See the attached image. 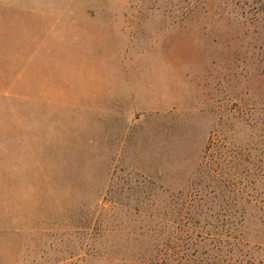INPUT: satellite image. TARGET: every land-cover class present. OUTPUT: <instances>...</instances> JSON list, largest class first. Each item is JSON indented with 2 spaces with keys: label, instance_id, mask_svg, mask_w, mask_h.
Here are the masks:
<instances>
[{
  "label": "rangeland",
  "instance_id": "rangeland-1",
  "mask_svg": "<svg viewBox=\"0 0 264 264\" xmlns=\"http://www.w3.org/2000/svg\"><path fill=\"white\" fill-rule=\"evenodd\" d=\"M164 224V264H264V0H0V264Z\"/></svg>",
  "mask_w": 264,
  "mask_h": 264
},
{
  "label": "trees",
  "instance_id": "trees-1",
  "mask_svg": "<svg viewBox=\"0 0 264 264\" xmlns=\"http://www.w3.org/2000/svg\"><path fill=\"white\" fill-rule=\"evenodd\" d=\"M210 146H211V143L208 144L206 149H209ZM216 172H217V169H214V170L212 169L210 171V176H211L212 180H214V181L217 180ZM150 219H155L156 221L161 220V218H159V216H157V217L155 216V217H152ZM171 227L172 226H169V224H167V225L164 224L159 229L149 230L146 234L147 243L149 245L145 246V244H144V245H141L139 248V251L143 255L144 258H142V260H140V261H135L134 263L135 264H164L165 260H161V261L158 260V256L160 254V250L158 248V247H160V244H159L160 242H158V240L161 236H163V234L165 233L164 232L165 230L167 231L166 237L168 239L173 238V235L175 233H174V231H171Z\"/></svg>",
  "mask_w": 264,
  "mask_h": 264
}]
</instances>
